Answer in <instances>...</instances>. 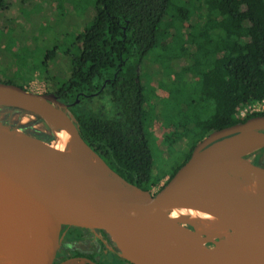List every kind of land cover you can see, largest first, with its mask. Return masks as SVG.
Here are the masks:
<instances>
[{"label":"water","instance_id":"water-1","mask_svg":"<svg viewBox=\"0 0 264 264\" xmlns=\"http://www.w3.org/2000/svg\"><path fill=\"white\" fill-rule=\"evenodd\" d=\"M0 96V104L42 117L53 132L59 121L71 140L69 149H61L0 119V199L7 205L13 229L9 264H54L62 230L71 226L105 233L132 264H186L183 259L188 255L195 256L194 264H215V257L223 264H236L245 245L228 247L231 232L220 238L202 235L204 243L160 242L152 250L136 241L135 235L145 228L207 216L201 199L232 202L251 213L262 225L259 236L264 248V162L255 154L264 148V114L210 132L153 192L127 181L106 163L84 140L75 114L54 92L39 93L0 81ZM63 158L74 159L83 168ZM118 180L145 197L97 183L120 186ZM80 259L94 264L89 258Z\"/></svg>","mask_w":264,"mask_h":264},{"label":"trees","instance_id":"trees-1","mask_svg":"<svg viewBox=\"0 0 264 264\" xmlns=\"http://www.w3.org/2000/svg\"><path fill=\"white\" fill-rule=\"evenodd\" d=\"M197 4L200 11L195 14ZM95 10L70 52V76L40 78L48 92L73 103L84 140L127 181L152 191L162 179L153 175L148 96L141 71L154 49L159 50L154 60L165 66L170 59L161 46L165 40L176 43L177 52L168 61L172 69L167 79L161 81L173 88L167 99L172 108L165 110V117L182 129V135L191 136L185 159L169 178L210 132L264 114L235 116L241 104L264 98V0H96ZM178 56L184 61L176 69ZM178 92L188 94L189 101L175 100ZM103 93H110L118 107L110 116L98 112L95 99ZM262 152L264 148L256 151ZM71 254L94 260L93 254ZM99 264L132 263L116 254Z\"/></svg>","mask_w":264,"mask_h":264},{"label":"rangeland","instance_id":"rangeland-1","mask_svg":"<svg viewBox=\"0 0 264 264\" xmlns=\"http://www.w3.org/2000/svg\"><path fill=\"white\" fill-rule=\"evenodd\" d=\"M2 6L3 8L0 7V81H11L18 85L29 81L25 84L28 89L44 93L47 92V84L40 78V74L57 75L58 80L67 79L72 68L70 52L74 51L78 36L84 33L94 18L96 0H3ZM199 6L194 13L200 11ZM185 23L188 21L186 20ZM175 45L176 43L169 40L161 43L162 48L169 53L170 59L177 56ZM157 51L159 50L154 49L149 54L141 71L148 96L149 117L146 125L155 159L153 175L162 176L158 185L152 189L153 192L157 191L168 180L171 171L183 162L191 140V136L182 135V129H177V126L169 123L170 119L165 117V110L172 108V105H167V99L173 88L169 81L165 86L161 85V81L165 82L168 77L165 74H168L167 72L172 68L168 65L171 64L168 58L164 63L165 66L162 67L161 63L154 60ZM175 60L174 67L177 69L180 66L178 62L182 63L184 59L178 56ZM46 62L47 68H45ZM176 99L188 102L189 95L178 92ZM95 100L99 105L98 112L102 116H110L118 110L117 105L111 101L110 93H103ZM242 109V107L238 109L236 118L247 117L241 115ZM0 119L12 126L32 132L52 144L58 143L59 139H61L59 143L62 142L63 137L58 132H53L42 117L12 105L0 104ZM57 145L59 148L63 146V149H68V146L62 143ZM255 154L264 161V152L261 154L255 152ZM186 226L193 229L188 223ZM211 226V235L218 237L216 234L218 225L211 223ZM224 235L225 233L220 237ZM98 236L90 233L84 236L72 234L61 243V249L67 254L75 250L97 252L99 249L97 253L99 259L109 257L114 259V255L119 254L115 244L111 240L102 241ZM84 263V260L71 258L65 264Z\"/></svg>","mask_w":264,"mask_h":264},{"label":"bare ground","instance_id":"bare-ground-1","mask_svg":"<svg viewBox=\"0 0 264 264\" xmlns=\"http://www.w3.org/2000/svg\"><path fill=\"white\" fill-rule=\"evenodd\" d=\"M3 99L5 98L3 97ZM21 100L26 102L25 99ZM55 122L58 129L54 131L58 132V134L63 137L60 143L64 146H68L69 149L71 140L68 129L59 121ZM59 140L61 141V139ZM59 140L58 143L55 142L56 144L54 145L58 146L57 144H60ZM63 159L70 165L83 168V165L74 159ZM91 161L97 165V167L105 171V167L99 164L93 157H91ZM97 183L120 189L123 188L133 195L145 197V194L141 191L126 185L120 180H118L120 186L107 181H97ZM199 203L207 211V216L191 218L180 224L145 228L142 231L140 230L139 236L135 235L136 241L140 245L146 246L149 250L154 249L155 244L160 242L167 245L183 244L189 241L204 243V239L201 238L202 235L215 237L213 234L211 235L212 232L210 231L212 227L211 223H214L218 225L216 233L218 237L223 233L226 234L227 232H231L232 236L229 239L228 247L234 249L235 246L241 244L245 245V247L240 248L241 255L237 254L236 256V264H264V248L261 246L259 236V227L262 228V225L257 222L251 213L232 202L219 203L217 201L201 199ZM187 223L193 226L192 232L185 228ZM12 231L13 229L8 220L7 205L0 199V264H9L7 253L9 250V243L11 242ZM215 238H217V236ZM194 260L195 256L189 255L183 259L186 264H194ZM215 264H223V262L219 257H215Z\"/></svg>","mask_w":264,"mask_h":264},{"label":"flooded vegetation","instance_id":"flooded-vegetation-1","mask_svg":"<svg viewBox=\"0 0 264 264\" xmlns=\"http://www.w3.org/2000/svg\"><path fill=\"white\" fill-rule=\"evenodd\" d=\"M48 92V91H47ZM45 93V92H44ZM60 101H62V102H64L63 100H61V99H59ZM64 103H66L67 105H68V108L74 113V111H73V109H72V106H73V103H70V102H64ZM75 114V113H74ZM24 131H27V130H24ZM27 132H29V131H27ZM29 133H31V134H33V135H35L34 133H32V132H29ZM36 136H38V135H36ZM39 137V136H38ZM41 138V137H40ZM258 157V156H257ZM262 160V159H261ZM263 161V160H262ZM264 162V161H263ZM79 233V235L78 236H84V235H86V233H90V234H95V235H99L98 237H99V239H101L102 241H104V239L105 240H111L108 236H105V233H103V232H100V231H94V230H89V229H82V228H78V227H73V226H71V227H64L63 228V230H62V236H63V239H62V242L61 243H63L64 242V240H65V238L67 237H70L72 234H78ZM217 238H219V237H217ZM77 251H79V250H77ZM80 252H82V251H80ZM99 252V249H98V251L97 252H82V253H86V254H93L92 256L94 257V260L93 259H91V258H89V257H87V256H72V252H70L69 254H67V253H65V251H63L62 249H61V247H60V249H59V251H58V253H57V255H56V258H55V260H54V264H65L66 263V261L68 260V259H71V258H77V259H80L81 257H84V258H89L92 262H94V264H99V261L101 260V259H99V256H97V253ZM84 264H92V263H90V262H88V261H85V263Z\"/></svg>","mask_w":264,"mask_h":264},{"label":"built area","instance_id":"built-area-1","mask_svg":"<svg viewBox=\"0 0 264 264\" xmlns=\"http://www.w3.org/2000/svg\"><path fill=\"white\" fill-rule=\"evenodd\" d=\"M240 107L243 108L241 111L242 116H245V115L248 116V115L256 114V113H264V98L258 101L251 102V103L241 104L236 109V115Z\"/></svg>","mask_w":264,"mask_h":264},{"label":"crops","instance_id":"crops-1","mask_svg":"<svg viewBox=\"0 0 264 264\" xmlns=\"http://www.w3.org/2000/svg\"><path fill=\"white\" fill-rule=\"evenodd\" d=\"M168 176H170V174L168 175ZM165 178V177H164ZM169 178V177H168Z\"/></svg>","mask_w":264,"mask_h":264}]
</instances>
